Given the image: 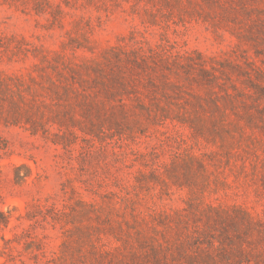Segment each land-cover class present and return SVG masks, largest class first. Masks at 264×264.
<instances>
[{
    "label": "rangeland",
    "instance_id": "374dc122",
    "mask_svg": "<svg viewBox=\"0 0 264 264\" xmlns=\"http://www.w3.org/2000/svg\"><path fill=\"white\" fill-rule=\"evenodd\" d=\"M34 1L0 0V43L6 46L0 48V71L25 81L29 75L36 77L38 73L34 65L39 60L33 55L52 60L58 53L75 62L82 56H91L86 48L78 49V45L96 54L110 48L146 55L196 51L208 61L209 58L219 62L230 59L238 64L247 61L264 70V10L260 11L252 2L247 14L231 15L239 24L214 32L208 23L201 21L184 27L167 23L141 0H47L52 8L60 6L62 14L56 20L49 14H35ZM203 9L210 13L206 7ZM215 14L221 11L216 9ZM152 15L155 22L150 20ZM240 34L245 38L238 40L236 35ZM245 102L248 106L252 103L249 99ZM258 102L264 110V99ZM238 111L244 117V110ZM247 111L255 114L252 108ZM239 124L243 135L233 133L234 140L227 139L223 147L216 137L207 134L205 138H194L187 128L178 125L150 127L144 136L138 135L135 142L128 143L130 149H123L126 154L110 139L101 145L95 141L94 148H89L81 141L84 135L77 130L80 138L72 152H66L40 136H32L23 127H1L0 138L7 142L10 156L0 162L27 164L32 175L27 185L13 187L9 181L11 169L2 168L0 202L4 204L0 206L4 210L8 206L23 209L33 200L48 199V203L60 208L64 203L63 191L68 195L70 187L83 200L96 201L103 208L109 201H117V207L124 208L120 199L125 198L128 199L125 204L135 207L146 221L168 214L171 229L157 227L160 231L155 243L160 245L156 246L157 256L151 254L148 246L134 243V257H129L130 249L121 248L116 253L122 262L264 264V123L257 118L250 123L242 118ZM55 131L50 129L51 133ZM84 149L96 153L80 171L79 154ZM187 153L201 157L208 167L207 181L194 186L192 192L173 185L164 167L159 170L158 181L150 177L153 162L170 165L176 156L183 159ZM144 161L149 167L142 166ZM162 181L168 185L164 186ZM218 217L226 219L222 224L225 229L216 222ZM178 218L186 224L175 223ZM37 233L46 236L48 254L57 251L62 236L58 228ZM102 242L107 248L120 245L110 237Z\"/></svg>",
    "mask_w": 264,
    "mask_h": 264
},
{
    "label": "trees",
    "instance_id": "16d2710c",
    "mask_svg": "<svg viewBox=\"0 0 264 264\" xmlns=\"http://www.w3.org/2000/svg\"><path fill=\"white\" fill-rule=\"evenodd\" d=\"M141 1L154 8L167 23L184 27L201 21L214 32L239 24L231 15L247 14L249 2L264 10V0ZM216 9L221 14L216 15ZM32 10L37 15L49 14L55 20L62 14L59 5L52 8L47 0H35ZM236 38L241 40L245 35ZM0 48L6 46L0 43ZM79 48H86L91 56H82L75 62L64 54L56 53L52 60L33 55L39 60L34 65L38 73L36 77L29 75L27 81L0 71V128L23 127L32 136L72 152L80 138L76 130L84 135L81 141L89 148H94L95 141L101 145L110 139L117 148L126 150L130 149L128 143L135 142L138 135L144 136L147 128L169 123L187 128L194 138H205L207 134L216 137L223 147L227 139L234 140L233 133L243 135L239 124L242 118L249 123L255 118L264 123V110L258 106V101L264 99V70L247 61H208L196 51L146 55L110 48L96 54L82 45ZM245 99L252 101L250 106ZM239 108L244 110V117ZM248 108L255 114L248 112ZM51 128L56 131L51 133ZM7 148V142L0 138V160L9 158ZM95 153L88 149L80 152V171ZM141 164L149 167L146 161ZM6 167L11 169L9 181L13 187L28 184L32 173L27 164L0 162V175ZM161 167L173 185L191 192L194 186L207 181V163L192 153L179 160L176 156L170 165L153 162L149 167L153 180H159ZM162 184L168 185L165 181ZM63 195L60 208L48 203V199L33 200L23 209L8 206L4 210L0 206V264H127L116 258L121 248L130 249L128 255L134 257L137 243L140 247L148 246L151 254L157 256V227L171 229L168 214L146 221L135 207L125 204V198L120 199L124 208L117 207V201H109L103 208L96 201L83 200L72 187L68 195L65 191ZM208 209L213 211L212 207ZM176 220L175 223L186 224L182 218ZM225 220L218 217L216 222L225 229ZM57 228L62 234L60 244L57 251L48 254L46 236L40 237L37 232ZM160 236L164 240L163 234ZM109 237L120 245L107 248L102 241Z\"/></svg>",
    "mask_w": 264,
    "mask_h": 264
}]
</instances>
